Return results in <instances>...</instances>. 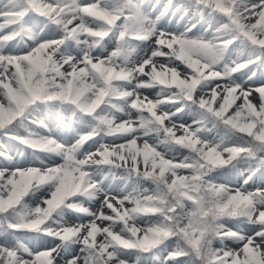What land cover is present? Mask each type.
Listing matches in <instances>:
<instances>
[{"label": "snow or ice", "instance_id": "obj_1", "mask_svg": "<svg viewBox=\"0 0 264 264\" xmlns=\"http://www.w3.org/2000/svg\"><path fill=\"white\" fill-rule=\"evenodd\" d=\"M0 264H264V0H0Z\"/></svg>", "mask_w": 264, "mask_h": 264}, {"label": "rangeland", "instance_id": "obj_2", "mask_svg": "<svg viewBox=\"0 0 264 264\" xmlns=\"http://www.w3.org/2000/svg\"><path fill=\"white\" fill-rule=\"evenodd\" d=\"M155 2V0H147V3H149V4H152V3H154ZM160 2H161V4L162 3H164V0H160Z\"/></svg>", "mask_w": 264, "mask_h": 264}]
</instances>
